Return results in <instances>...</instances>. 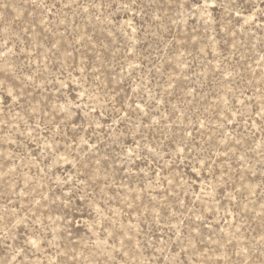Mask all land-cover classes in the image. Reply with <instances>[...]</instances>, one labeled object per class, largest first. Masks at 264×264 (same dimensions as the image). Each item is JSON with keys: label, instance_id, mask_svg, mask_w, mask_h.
Segmentation results:
<instances>
[{"label": "rangeland", "instance_id": "374dc122", "mask_svg": "<svg viewBox=\"0 0 264 264\" xmlns=\"http://www.w3.org/2000/svg\"><path fill=\"white\" fill-rule=\"evenodd\" d=\"M0 264H264V0H0Z\"/></svg>", "mask_w": 264, "mask_h": 264}]
</instances>
